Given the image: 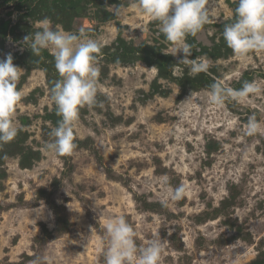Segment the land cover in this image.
Masks as SVG:
<instances>
[{
    "label": "rangeland",
    "instance_id": "374dc122",
    "mask_svg": "<svg viewBox=\"0 0 264 264\" xmlns=\"http://www.w3.org/2000/svg\"><path fill=\"white\" fill-rule=\"evenodd\" d=\"M0 264H264V0H0Z\"/></svg>",
    "mask_w": 264,
    "mask_h": 264
},
{
    "label": "trees",
    "instance_id": "16d2710c",
    "mask_svg": "<svg viewBox=\"0 0 264 264\" xmlns=\"http://www.w3.org/2000/svg\"><path fill=\"white\" fill-rule=\"evenodd\" d=\"M20 2H22L23 0H19Z\"/></svg>",
    "mask_w": 264,
    "mask_h": 264
}]
</instances>
